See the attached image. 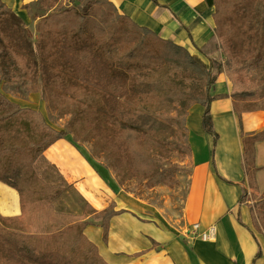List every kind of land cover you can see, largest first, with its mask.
Returning <instances> with one entry per match:
<instances>
[{
	"label": "trees",
	"instance_id": "16d2710c",
	"mask_svg": "<svg viewBox=\"0 0 264 264\" xmlns=\"http://www.w3.org/2000/svg\"><path fill=\"white\" fill-rule=\"evenodd\" d=\"M44 1L55 11L38 24L35 53L30 46L21 47L27 40L21 18L0 0V73L24 74L28 89L42 91L60 116L70 118L66 130L56 129L39 110L20 107L0 92V181L18 191L21 203L19 215L0 214V264H109L85 232L91 224L85 213L102 218L106 243L111 217L126 210L110 206L98 211L87 204L80 215L56 211L54 201L64 188L47 183L35 163L72 132L75 139H93L94 152L104 155L106 166L122 182L135 176L149 187L175 186L180 167L162 159L172 152L177 127L187 130L193 104L204 106V130L215 142L219 138L211 90L221 67L230 78L235 64L231 43L240 42L245 50L253 47L242 67L264 66V0H206L215 8V33L196 47L198 52L138 24L110 0H84L81 7L66 6L65 0ZM218 49L222 60L215 70L213 53ZM232 97L240 121L244 112L264 110V87ZM242 135L254 197L255 142L264 140V130ZM184 141L189 153L188 135ZM248 197L245 188L241 201ZM252 211L258 227L264 228V195Z\"/></svg>",
	"mask_w": 264,
	"mask_h": 264
},
{
	"label": "crops",
	"instance_id": "0c3cea01",
	"mask_svg": "<svg viewBox=\"0 0 264 264\" xmlns=\"http://www.w3.org/2000/svg\"><path fill=\"white\" fill-rule=\"evenodd\" d=\"M2 1L25 22H35L32 15L41 16L40 0ZM110 1L120 13L191 52H198L196 47L215 33V8L206 0ZM227 77L226 72H220L211 90L218 140L215 142L204 130V106L193 104L186 117L190 153L179 160L185 173L178 174L179 183L173 188L161 185L149 190L173 193L164 200L170 208H165V213L158 202L124 189L112 169L76 143L72 135L54 142L38 160L47 182L67 188L55 202L57 211L80 214L87 204L98 211L110 206L126 210L111 217L106 243L101 223L90 222L85 229L109 264H264V228L258 227L252 211L255 199L250 191L242 135L264 130V110L244 112L240 121ZM254 164L257 195L261 197L264 140L255 142ZM245 188L249 197L241 201ZM20 213L18 191L0 181V214ZM91 219V214L85 218ZM196 222L202 228L216 225L215 238L203 240L190 233ZM259 250L261 254L256 257Z\"/></svg>",
	"mask_w": 264,
	"mask_h": 264
},
{
	"label": "rangeland",
	"instance_id": "374dc122",
	"mask_svg": "<svg viewBox=\"0 0 264 264\" xmlns=\"http://www.w3.org/2000/svg\"><path fill=\"white\" fill-rule=\"evenodd\" d=\"M66 1V6L74 4L76 6L81 7L82 5L85 4L84 0H65ZM37 7V5L35 6ZM55 11V8L50 7L46 1L41 2V0L38 2V12L39 15H41L39 18H35V16L32 15L33 20L36 22H25L21 17V27L25 29V34L27 36V40L22 43L21 47L24 46H30L33 49H35L36 53V42H37V37H38V24L41 20V18L51 12ZM248 49L245 50L243 46L240 44V42H232L231 43V51L232 54L235 58V64L233 65V69L230 71V78H228L230 85L233 86V93H240L243 90H248L252 89L255 92H259L263 87H264V66H253V67H242L243 63L247 60L246 54H249L250 52L252 53V48L251 46H247ZM20 50L23 52V50L20 48ZM204 58V57H203ZM206 62H208L207 58H204ZM213 59L215 61V70L218 68V62L222 60V53L218 49L213 53ZM223 62V61H222ZM99 70L106 71L107 75V70L103 67H99ZM221 72H226V68L223 66L221 67ZM227 74V72H226ZM24 74L20 73L19 71L13 72V71H7L5 74L1 75L0 73V92L3 93L8 99L19 105L20 107H29L32 109L39 110L44 117L46 118L47 122L53 126L56 129H64L66 130V124L67 121L70 118L69 114H66L64 116H60L58 113V110L54 108L51 103L48 101V99H45L42 96V91H32L28 89L24 83ZM40 83V81H39ZM42 86V84L40 83ZM251 100V99H250ZM255 100L250 101L248 106L253 105ZM178 133L176 136L173 137V144H171L172 152L169 156L164 157L162 160L164 162H167L169 165H176L180 167V170L176 173V177L178 179L179 183V178L178 174L180 173H185L186 169L181 166L179 163L180 159H183L188 155L189 153L185 152V146L186 143L184 141V135H188V129L183 130L177 127ZM224 135H226L225 132H223ZM68 135H72L74 138V134L72 132H68ZM76 143H79L80 145H83L86 149H89V151L92 152V154L96 157H99L101 161H103V164L106 166V160L104 158V155L102 153H97L94 152V144H93V139H85L83 135L78 136V139H75ZM178 145L179 147H177ZM43 155V154H42ZM41 155V157H42ZM40 157V158H41ZM39 158V159H40ZM38 159V160H39ZM37 160V162H38ZM35 163V168L38 172V174L43 178L41 168L38 165V163ZM107 167V166H106ZM110 168V167H107ZM112 169V168H110ZM114 172V170L112 169ZM116 175V173L114 172ZM116 178L120 182V185L124 187L128 192L133 193L135 195H138L140 197H145L146 199L149 200H154V202H158V206L162 207L164 209L165 213V208L168 210L166 206V203H164V200L170 197L173 193L170 191H158V192H149V190L153 187H149L146 184V181H142L137 179L135 176L131 177L130 179H126L122 182L120 177L116 175ZM44 179V178H43ZM45 180V179H44ZM46 181V180H45ZM47 182V181H46ZM49 183V182H47ZM177 183V184H178ZM50 185H53L49 183ZM176 184V185H177ZM166 186V187H171L168 185L160 184L157 186ZM175 185V186H176ZM53 186H58V185H53ZM173 186V187H175ZM64 188V192L66 191V187L61 186ZM171 187V188H173ZM63 192V194H64ZM62 194V195H63ZM62 195L59 197L61 198ZM175 195V194H174ZM176 196V195H175ZM58 198V199H59ZM255 200L258 198V195L256 193V196L254 195L253 197ZM56 199L54 201V209L55 208V202L58 200ZM179 199V198H178ZM255 202V201H254ZM91 206V205H90ZM106 210V209H105ZM57 211V210H56ZM86 211V206L85 210ZM88 212L85 213V218L87 215L91 214V221L89 222H102L101 217H97L95 213H92L90 210H87ZM101 211V210H100ZM61 212V211H58ZM64 213H69V212H64ZM84 213V212H83ZM72 214H82V213H72ZM85 220V219H84ZM258 224V223H256Z\"/></svg>",
	"mask_w": 264,
	"mask_h": 264
},
{
	"label": "built area",
	"instance_id": "2783aa9c",
	"mask_svg": "<svg viewBox=\"0 0 264 264\" xmlns=\"http://www.w3.org/2000/svg\"><path fill=\"white\" fill-rule=\"evenodd\" d=\"M190 233L200 236L203 240H213L216 236V225H211L208 228H202L199 222L192 225Z\"/></svg>",
	"mask_w": 264,
	"mask_h": 264
},
{
	"label": "bare ground",
	"instance_id": "6f19581e",
	"mask_svg": "<svg viewBox=\"0 0 264 264\" xmlns=\"http://www.w3.org/2000/svg\"><path fill=\"white\" fill-rule=\"evenodd\" d=\"M221 82H223V76L221 77Z\"/></svg>",
	"mask_w": 264,
	"mask_h": 264
}]
</instances>
